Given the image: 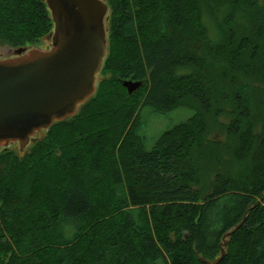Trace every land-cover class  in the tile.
<instances>
[{
  "label": "trees",
  "instance_id": "16d2710c",
  "mask_svg": "<svg viewBox=\"0 0 264 264\" xmlns=\"http://www.w3.org/2000/svg\"><path fill=\"white\" fill-rule=\"evenodd\" d=\"M109 3L103 67L112 84L104 108L90 111L97 96L25 155L0 153V264H206L202 258L220 257L225 240L220 264H264V130L234 151L261 152L243 181L217 175L204 195L192 186L206 160L218 165L220 147L207 149L206 116L234 104L240 117L230 129L240 135L242 117L257 120L252 99L199 55L207 30L189 0ZM53 28L45 0H0V40L28 48ZM250 48L243 38L238 52ZM126 80L143 85L130 94ZM184 105L197 114L149 147L147 111L167 116Z\"/></svg>",
  "mask_w": 264,
  "mask_h": 264
},
{
  "label": "water",
  "instance_id": "95a60500",
  "mask_svg": "<svg viewBox=\"0 0 264 264\" xmlns=\"http://www.w3.org/2000/svg\"><path fill=\"white\" fill-rule=\"evenodd\" d=\"M54 30L48 49L19 48L16 55L0 59V148L18 142L26 149L40 130L77 114L97 90V75L108 52L104 0H45ZM130 94L142 81L126 80ZM239 224L225 235H233ZM202 258L206 264H220Z\"/></svg>",
  "mask_w": 264,
  "mask_h": 264
},
{
  "label": "rangeland",
  "instance_id": "374dc122",
  "mask_svg": "<svg viewBox=\"0 0 264 264\" xmlns=\"http://www.w3.org/2000/svg\"><path fill=\"white\" fill-rule=\"evenodd\" d=\"M104 1L109 5V11L106 16V27L109 33L111 7L109 0ZM189 4L192 5L193 11H195V18L200 17L207 30V38L202 41L199 55L208 59L212 66V71L216 76L222 75L223 79H231L230 83H234L235 86L233 87H236V93H243L252 99L251 109L255 111L257 119L251 122L246 119V116L242 117L243 131L240 135H237L234 132L232 133L230 129L237 116L240 117V108L236 110L238 115L231 112L234 110V104L224 102V110H221L222 105H220L213 113L206 116L208 120L206 139L209 142L207 149L212 152L214 148L220 147L218 152L220 155L218 154V165L214 170L206 162L207 160L203 166L199 164L198 159V165H193L194 168L196 166L198 168L199 165L201 168L198 170L199 174L195 175L198 178L199 184L193 181L192 186L197 189L199 188L201 194L204 195L208 192L212 183L218 180L217 175H220L224 179L230 173H233L238 181H243L245 174L253 166V162L257 165L261 156V152L257 147L254 150H250L248 152L249 156L244 158L236 157L234 151L238 147L241 149L238 145L241 143L243 137L254 135L255 137H259V135L263 134L264 130V125H262L264 122V0H189ZM48 36L42 38L38 44L32 47L28 46L27 49L50 48L52 40ZM243 38L250 40L251 48L238 52V47L241 45ZM19 48L0 40V59L16 55V51ZM225 50L228 54L224 52ZM255 50L257 51L256 56L254 54ZM234 51L237 52L236 56L242 60L239 67L233 64L232 61V52ZM107 56L108 52L106 58ZM103 66L97 75V90L89 99L93 102V99L98 96V98L100 97V101L93 102V107L90 108L91 112L104 108L105 93L112 84L111 81H108L112 79V70L107 71ZM104 82L105 84H103ZM101 83L104 85V88L100 96L97 95V92ZM97 104L100 106H96ZM196 114L197 109L185 105L167 116L152 115L147 111L144 118V132H146L150 139L148 146L153 147L154 140L168 129L171 124L188 120ZM48 133V129L38 131L31 138L26 149L22 150L18 142H12L7 147H1L0 153L10 149L18 155L23 156L38 140L44 138ZM186 167L188 168V166ZM258 200L262 201L263 199L259 198Z\"/></svg>",
  "mask_w": 264,
  "mask_h": 264
}]
</instances>
